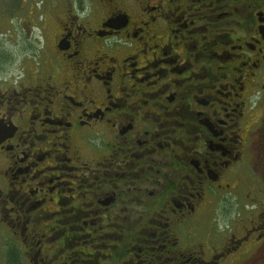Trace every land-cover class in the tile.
<instances>
[{"label": "flooded vegetation", "instance_id": "af4514ba", "mask_svg": "<svg viewBox=\"0 0 264 264\" xmlns=\"http://www.w3.org/2000/svg\"><path fill=\"white\" fill-rule=\"evenodd\" d=\"M66 8L45 13L44 57L0 84L1 243L16 264H243L264 239L242 198L264 0Z\"/></svg>", "mask_w": 264, "mask_h": 264}, {"label": "rangeland", "instance_id": "374dc122", "mask_svg": "<svg viewBox=\"0 0 264 264\" xmlns=\"http://www.w3.org/2000/svg\"><path fill=\"white\" fill-rule=\"evenodd\" d=\"M75 0H0V51L9 57L0 56V84L15 81L21 69L34 63L36 55L44 57L42 47L45 27L52 28L51 20L45 13L57 7L70 8ZM66 8V9H67ZM43 14V15H42ZM51 23V24H50ZM50 24V25H49ZM47 32V28L45 29ZM6 60V61H3ZM3 79V80H2ZM264 125H262L263 127ZM264 128L261 137L255 141L254 157L249 171L245 172L246 190L242 198H255L264 209ZM6 237V236H5ZM7 245L0 241V264H5ZM243 264H264V239L259 249L247 256Z\"/></svg>", "mask_w": 264, "mask_h": 264}, {"label": "trees", "instance_id": "16d2710c", "mask_svg": "<svg viewBox=\"0 0 264 264\" xmlns=\"http://www.w3.org/2000/svg\"><path fill=\"white\" fill-rule=\"evenodd\" d=\"M0 56L1 57H6L7 59L9 58L8 56H7V54L6 53H4V52H1L0 51ZM3 61H6V60H3ZM1 62V61H0ZM11 254V255H7V254ZM8 253H6V262H5V264H16V261H15V256H14V254L13 253H11L10 251L8 252Z\"/></svg>", "mask_w": 264, "mask_h": 264}]
</instances>
